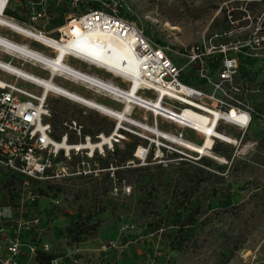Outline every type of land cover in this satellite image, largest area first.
<instances>
[{"label": "rangeland", "instance_id": "1", "mask_svg": "<svg viewBox=\"0 0 264 264\" xmlns=\"http://www.w3.org/2000/svg\"><path fill=\"white\" fill-rule=\"evenodd\" d=\"M8 6L4 17L48 32L88 9L116 13L143 30L181 69V82L200 92L198 103L228 114L247 113L250 120L247 125L223 120L219 130L233 143L215 140L207 155L162 138L158 141L124 122L115 150L97 158L98 173L31 180L23 189V178L0 168V208L9 207L13 214L10 221L0 219V237L35 245L37 259L58 264H264V0H86L77 6L70 0H10ZM0 35L48 57L56 55L1 25ZM249 45L258 60L242 65L237 48ZM193 46L200 47L203 64L189 60ZM81 49L97 54L89 47ZM226 59L236 62L229 79L224 77ZM0 60L45 79L52 75L2 48ZM66 60L125 83L90 63ZM0 77L42 93L36 85L2 70ZM54 81L78 92V85L89 91L96 88L63 76ZM124 83L122 89L127 90ZM101 92L112 100L110 105L122 110V103ZM142 96L155 97L152 92ZM166 103L182 108L174 101ZM47 105L59 142L72 121L82 126L83 135L92 137L100 133L108 137L117 128L115 119L56 94L47 96ZM146 111L135 108L133 119L150 126L158 122L161 130L203 141L201 134L166 118L156 121ZM69 137L70 145L79 141ZM140 147L144 152L138 155ZM62 161L66 160H56ZM21 216L29 224H19Z\"/></svg>", "mask_w": 264, "mask_h": 264}, {"label": "built area", "instance_id": "2", "mask_svg": "<svg viewBox=\"0 0 264 264\" xmlns=\"http://www.w3.org/2000/svg\"><path fill=\"white\" fill-rule=\"evenodd\" d=\"M83 1L86 0H70V4L77 6ZM9 2L10 0H6L2 14L8 11ZM109 7L112 8V4ZM74 19L85 21L82 30H75L76 38L94 35L98 41L118 44L121 49L130 52L142 80L146 83L143 85L144 92L156 91L158 93L156 87H159L165 91L163 96L167 99L170 97L168 92L174 91L183 84L180 80L181 69L168 58L162 49L154 46L147 39L144 31L130 20L104 8L88 9L79 18L71 17L69 22ZM62 29L63 27H59L56 30L57 40L60 42L64 37L67 38ZM69 57L89 63L77 56ZM188 58L193 63H204L199 46H193L190 49ZM224 65L225 72H227L224 77L229 79L231 71L236 67V62L226 59ZM50 77L53 78L52 75ZM0 79L2 80L0 82V168H6L23 178V189L27 188L31 180L87 176L98 173L100 162L97 158L106 157L108 151L113 152L123 137L114 132L108 136L110 141L100 146L105 134L100 133L95 137L83 135L82 126L72 121L62 135L61 142L70 144V134L79 138V141L72 144V149L69 151L58 148L57 142L59 141H56L53 136L54 129L50 121L51 112L47 105V96H43L42 93L35 94L15 82H9L1 77ZM184 86L189 87L185 84ZM107 94L114 101L119 102L112 94ZM90 144L93 147H89ZM158 153H161V150ZM59 157L66 161L58 164L56 160ZM28 197L34 200L31 194ZM12 217L11 208H0V219L10 221ZM18 223L29 224L22 216ZM24 248L27 249L26 252ZM37 250L35 245L25 246L19 239L0 237V264H43L36 257ZM22 255L26 256V261L21 259ZM48 264L58 263L56 260H50Z\"/></svg>", "mask_w": 264, "mask_h": 264}, {"label": "bare ground", "instance_id": "3", "mask_svg": "<svg viewBox=\"0 0 264 264\" xmlns=\"http://www.w3.org/2000/svg\"><path fill=\"white\" fill-rule=\"evenodd\" d=\"M6 0H0V25L7 28L25 38L39 42L44 47H48L55 51V57H48L45 54L30 48L28 45L15 43L0 35V48L8 53L16 54L21 58L33 61L41 65L45 70H49L53 78L45 79L33 73L20 69L12 63L0 60V70L16 76L18 79L30 82L42 89L43 96L49 94H56L72 101L81 103L90 108L96 109L99 112L107 115L117 121V128L115 132L118 134L124 122L136 126L144 131L153 134L155 137L162 138L169 142L180 145L197 154L207 155L211 154V150L215 144V140H221L227 143L232 142L227 134L221 132L219 127L223 120L235 122L238 124H248L250 118L247 113H224L222 111L212 109L206 105L198 103L200 99L199 91L193 88L185 87L181 84L172 92H168L169 98L163 95L165 91L159 87L153 92L155 97L148 98L142 96L144 86L146 83L141 78L136 64L133 62L131 54L127 50L121 49L118 44H113L105 41H98L94 35H86L84 37L76 38L75 30H82V25L85 23L83 19H74L67 25L63 26L62 31L67 35L63 38L62 42L49 37L42 32L34 29L24 27L15 21H12L2 14L5 8ZM98 41V42H97ZM81 45L89 47L97 52L96 55H89L81 49ZM69 56H77L90 64L97 65L101 69H106L108 72L113 73L114 76L123 78L125 83H128L129 88L122 89L115 83L101 81L93 76H87L74 69L67 63L66 59H71ZM55 76H63L73 81L84 82L96 87L97 89L112 94L120 103L123 104L122 110L112 109L110 107L101 105L92 100L85 99L74 92H71L66 87L57 84L54 81ZM2 80L0 79V82ZM186 95L187 97L183 96ZM166 100L174 101L182 105L178 109L175 104L169 105ZM172 103V102H171ZM142 108L152 113L158 121L159 117L166 118L180 128H188L203 136L201 143H196L191 140L185 139L181 135L172 134V132L161 130L158 122L156 125L150 126L149 124L133 119L132 114L135 108ZM148 118V117H147ZM110 138L104 136L103 146L109 142ZM159 143V142H158ZM233 143V142H232ZM58 148L71 150L72 147L67 142H57ZM93 147L92 144L88 145ZM144 152L141 147L138 149L137 154Z\"/></svg>", "mask_w": 264, "mask_h": 264}, {"label": "crops", "instance_id": "4", "mask_svg": "<svg viewBox=\"0 0 264 264\" xmlns=\"http://www.w3.org/2000/svg\"><path fill=\"white\" fill-rule=\"evenodd\" d=\"M57 29H55V30H51V31H38V32H42L43 34H45V35H47V36H49V37H57L58 36V34H57V31H56ZM88 51H90V52H95L94 50H92V49H87ZM75 62V63H74ZM82 63V62H81ZM70 64V65H69ZM69 66L72 68V69H74V70H76V71H78V72H80V73H82V74H85V75H87V76H93V77H95V78H98V79H100L101 81H107V82H113V83H115L117 86H119V87H121V88H124V85H123V83L121 82V81H119V80H113V78H109V77H107L106 76V74H104V73H101L99 70H96V69H94V70H92L91 68H89L88 67V65H86V64H80V63H78V62H76V61H72L71 60V62H69ZM104 81V82H105ZM78 83H81V85H83V86H85V87H92V86H88V84H86V83H84V82H78ZM124 84H126V83H124ZM127 85V84H126ZM78 87H79V89L81 90V91H74V90H71V89H69V88H67V89H69L71 92H74L75 94H77V95H79V96H81V97H83V98H85V99H88V100H92V101H94V102H96V103H99V104H101V105H104V106H107V107H110V108H112V109H116V107H114V106H112V105H110L109 103H113L112 102V100H109V99H106V97L107 96H105L104 94H102V92L100 91V90H94V89H97V88H89V89H91V91H93V92H91V91H89V90H87L88 88H83L82 86H79L78 85ZM100 91V92H99ZM24 251L26 252L27 251V249L26 248H24ZM21 259L23 260V261H26V256H24V255H22L21 256Z\"/></svg>", "mask_w": 264, "mask_h": 264}, {"label": "trees", "instance_id": "5", "mask_svg": "<svg viewBox=\"0 0 264 264\" xmlns=\"http://www.w3.org/2000/svg\"><path fill=\"white\" fill-rule=\"evenodd\" d=\"M5 14L8 15V11H6ZM249 47H251V45L237 48V49H240L239 54L237 56L240 57L242 65H247L249 63H254L255 61L258 60V58L255 56L256 52L251 51L249 49ZM243 69L244 68H242V70ZM76 241H78V240H76ZM38 261H40V260L38 259ZM49 261L50 260H48L47 262H42V261H40V262L43 263V264H48Z\"/></svg>", "mask_w": 264, "mask_h": 264}]
</instances>
